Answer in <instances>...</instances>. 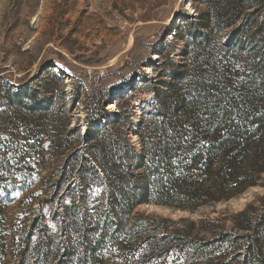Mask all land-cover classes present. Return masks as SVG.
Listing matches in <instances>:
<instances>
[{
    "label": "trees",
    "instance_id": "obj_1",
    "mask_svg": "<svg viewBox=\"0 0 264 264\" xmlns=\"http://www.w3.org/2000/svg\"><path fill=\"white\" fill-rule=\"evenodd\" d=\"M225 1H205V15L185 24L184 62L156 82L139 148L128 115L112 117L104 106L87 108L84 135L69 129L66 95L57 90L64 79L54 72L52 88L1 86L0 264H264V209L238 214L240 233L208 242L174 234L168 245L169 233L134 216L146 204L197 210L227 202L262 180L264 11H249L252 0ZM54 127L59 133L47 134ZM37 138L43 151L67 157L36 217L17 224L9 208L35 181ZM153 232L163 235L154 245Z\"/></svg>",
    "mask_w": 264,
    "mask_h": 264
},
{
    "label": "rangeland",
    "instance_id": "obj_2",
    "mask_svg": "<svg viewBox=\"0 0 264 264\" xmlns=\"http://www.w3.org/2000/svg\"><path fill=\"white\" fill-rule=\"evenodd\" d=\"M205 1L212 0H0V91L6 83L16 89L37 82L52 88L54 72L64 79L57 90L66 95L69 129L79 127L84 135L87 108L104 106L112 117L128 115L129 140L139 148L138 126L145 108L153 104L154 88L161 87L156 82L169 81L161 73L177 71L184 62L185 24L205 15ZM229 1L233 0L225 3ZM252 2L254 9L249 11H264V0ZM227 37L223 30L221 41ZM78 91L74 107L72 98ZM39 122L37 117V136L42 130ZM57 130L47 134H58ZM34 149L35 181L9 208V217L17 224L21 220L30 224L36 217L67 157L48 147L43 151L38 138ZM248 207L264 209V175L259 185L227 202L197 210L146 204L134 216L152 230L169 233L171 240L165 245L173 243L174 234L208 242L224 231L240 233L235 217ZM149 236H157L154 245L163 235Z\"/></svg>",
    "mask_w": 264,
    "mask_h": 264
}]
</instances>
